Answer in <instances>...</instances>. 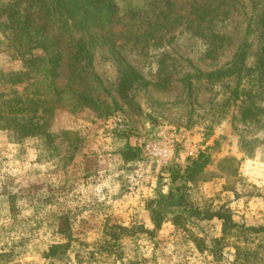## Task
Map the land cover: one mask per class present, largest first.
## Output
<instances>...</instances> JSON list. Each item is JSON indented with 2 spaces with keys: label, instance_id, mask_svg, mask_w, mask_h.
<instances>
[{
  "label": "rangeland",
  "instance_id": "rangeland-1",
  "mask_svg": "<svg viewBox=\"0 0 264 264\" xmlns=\"http://www.w3.org/2000/svg\"><path fill=\"white\" fill-rule=\"evenodd\" d=\"M12 1L0 0V264H232L233 236H226L215 255L207 252L204 245L212 238L206 241L198 233L208 221L190 216L192 210L172 213L177 217L173 243L156 229L150 234L143 224L123 222L98 201L96 191L86 189L96 162L87 152L116 143L110 149L122 150L127 162L119 164L125 174L123 189L150 213L152 194L163 195L170 184L167 192L178 196L180 182L175 186L172 174L159 175L151 195L141 198L127 180L139 143L159 125H171L188 141L185 162L201 155L204 163L196 180L186 186V203L213 209L223 205L235 222L253 225L242 221L237 203L245 207L247 197L262 193L240 164L245 159L264 162V86L257 87L255 80L245 83L259 54L255 21L264 0H235L227 17L217 23L192 24L193 14L172 11L150 23L137 18L111 24L92 38L87 37L89 20L80 13L63 15L60 20L67 23L61 31L76 40L61 43L63 59L53 82L56 47L40 39L41 34L45 38L59 31L58 15L46 13L48 22H39L42 28L24 26L13 34L15 24L6 15ZM49 1L30 0L22 8L37 15ZM211 30L219 34L212 43L205 36ZM38 59L42 61L32 65ZM35 89L47 104L36 116L27 111L23 117L47 123L51 135L14 130L20 113L16 98L6 101L16 96L11 90L30 98L38 96ZM242 89L252 90L249 96L261 108L252 119L242 114ZM77 91H83L82 103L69 101ZM117 225L131 229L120 236V259L99 248ZM196 237L205 242H195ZM194 247L207 259L199 258ZM238 264L264 263L257 258Z\"/></svg>",
  "mask_w": 264,
  "mask_h": 264
},
{
  "label": "trees",
  "instance_id": "trees-1",
  "mask_svg": "<svg viewBox=\"0 0 264 264\" xmlns=\"http://www.w3.org/2000/svg\"><path fill=\"white\" fill-rule=\"evenodd\" d=\"M30 0H13L8 5V13L7 19L9 23L15 24L12 26L13 34L17 33V29H21L22 27H38L42 28L43 24H40V19L44 21V23L48 22V17L46 13H54L58 15V22L60 23L59 31L55 34L51 35L41 34L40 40H50L53 48L56 47V53L54 58L51 61L52 69H51V82H53L54 77L58 76L57 68L60 66L61 61L63 59V49H61V43L65 40L68 45L72 40H76L71 34L64 35L61 31V27L67 21L60 18L63 15H66L67 18L70 16H75L80 13V16H83L84 19L89 20L88 27L90 29L87 30V37L92 38L93 35L97 32L104 30L105 27L123 22L124 24H128V22H134L138 19L139 23H150L151 20L156 19L160 15H164L165 13H170L172 11H186L189 14H193L192 19H189V22H193L192 24L201 25L203 23H207L208 21L212 22H221L224 18L229 14V7H231L235 0H50L49 4L43 6L40 13L37 15L31 16L30 11H26L22 8V5ZM40 3H43L46 0H38ZM69 4V8L67 9L68 14H65L63 11L67 8ZM43 14L42 17L40 15ZM20 19V20H19ZM73 22V19H72ZM133 22V24H134ZM256 26V34L258 36V51L259 54L255 58L252 66L248 68L246 85L255 80L256 86L262 87L264 86V8H262L261 12L257 16L255 21ZM85 30V31H86ZM89 31H92V35H89ZM188 31H193L192 29H188ZM80 36H82V32H79ZM206 39L212 38L211 43L219 37V34L214 31H207L205 33ZM81 37H78L77 40H80ZM40 40H37L36 44L39 45ZM87 40V39H86ZM82 47L83 44L80 41ZM48 45L42 46V51L45 52L48 49ZM69 46V50H70ZM42 61V59L34 60L32 65ZM31 64V61H30ZM35 66V65H34ZM33 67V66H32ZM84 69L80 68L82 71ZM85 70V69H84ZM244 92V98L241 99L240 107L242 110V114L244 117L248 119H252L256 117L258 113L261 111V108L256 105V102L253 100L252 95L253 91L246 89H242ZM12 93H15L16 96L6 101H13L15 99L16 111L20 113L19 119L16 118L18 127L16 128L14 125V130L17 129L18 134H30L37 135L40 134H49L51 132L48 130V124L43 123L39 124L38 122H31V119L27 117H23V113H27V111L31 112V114L36 116L38 111L43 112L44 108L47 104L45 99L40 98V90L35 89L36 95H32L30 98H23L21 92L11 90ZM77 94L72 98H69V101H73L76 103L78 100L80 103L83 101L82 93L83 91H77ZM248 95V96H247ZM75 97V98H74ZM26 100L28 103L24 102ZM11 105V104H10ZM12 106V105H11ZM28 109V110H27ZM104 113H108L104 110ZM15 122V121H14ZM6 125L1 126L4 128ZM9 126V125H7ZM179 166V170H174L172 167ZM204 167V163L201 159V155L195 158L188 159L183 165L172 164L161 170V176H164L168 173L172 174L171 182L176 184V182H180L179 185L175 188V191L178 195V205L180 206V210H192L190 216H194L197 220H210L212 218H217L221 221V233L219 237L210 239L208 245H204L206 251L215 255L217 249L222 247L223 241L226 239V236H233L232 243L230 247L233 249V258L232 264H238L241 260H250V263L257 259L261 258L262 263H264V222L257 225H245L242 223H237L232 219L231 211L224 207L223 205L218 206L216 209L209 208L207 206H193L191 203H186L185 197L188 196V190L186 186H189L192 181L196 180V177L200 174L201 170ZM168 197H173V193L171 190L168 191ZM151 217L154 223V229H158L161 226L163 214L151 207ZM176 215L172 217L174 223L177 225ZM116 231H111L109 233V238H105L102 240V243L99 244V248L105 251L109 255H115L117 259L121 258L120 251V236L124 232H131L130 228L122 227L117 225ZM150 230V234L153 232ZM197 240H201L205 242V239H200L198 237L193 240L196 242ZM241 244H243L241 246ZM227 246V245H226ZM93 252H89L88 257H91Z\"/></svg>",
  "mask_w": 264,
  "mask_h": 264
},
{
  "label": "crops",
  "instance_id": "crops-1",
  "mask_svg": "<svg viewBox=\"0 0 264 264\" xmlns=\"http://www.w3.org/2000/svg\"><path fill=\"white\" fill-rule=\"evenodd\" d=\"M132 138L129 139V144L132 142ZM134 144V143H133ZM117 144L115 143L114 147L116 148ZM126 147L125 145H120ZM106 144L105 147L96 149L94 152H87L88 157L96 159L94 169L92 173L89 174L90 177H93L91 183L86 185L88 191H96L98 195V201L100 203H105L108 205L110 210H112L114 215H119L123 217V222H137L143 224L145 228L150 230L154 229V223L151 217V207L155 208L162 212L163 218L161 222V227L156 229L159 233L165 234V238H168L169 243H173L171 240V235L175 233L177 225L174 223L172 213L180 210L178 205V196L175 195L172 198L165 195V191L170 189V184L164 187L162 194L157 196V194H152L150 200V213L144 204L137 201V199L131 194L127 193L124 187V178L125 174L122 170V166L119 164H125L126 162L123 159L122 150L110 149ZM127 163V162H126ZM183 165V164H181ZM241 170L249 177V181L253 182L255 186H258L259 192H262L259 196L247 197L245 207L243 203H237L242 206V212L244 220L248 224H261L264 219V162L257 161V159H248L243 160L240 164ZM88 174V173H87ZM208 183L206 187H211ZM168 193V192H167ZM207 193L208 196L213 194ZM232 199V197H230ZM233 200V199H232ZM152 201V203H151ZM236 201H232L231 204H235ZM233 217H238L234 216ZM208 221L206 228L201 229L198 233L199 237L205 238L206 241H209L210 238H216L220 236L221 225L220 220L217 218H212ZM173 246V244L171 245ZM153 242L150 243V250L153 248ZM173 248V247H172ZM195 254H198L202 260L207 259L206 254L202 250H199L194 247ZM201 264V263H200Z\"/></svg>",
  "mask_w": 264,
  "mask_h": 264
},
{
  "label": "built area",
  "instance_id": "built-area-1",
  "mask_svg": "<svg viewBox=\"0 0 264 264\" xmlns=\"http://www.w3.org/2000/svg\"><path fill=\"white\" fill-rule=\"evenodd\" d=\"M187 142L175 127L159 125L151 137L139 143L138 155L127 180L129 186L137 189L141 198L151 195L163 168L185 163Z\"/></svg>",
  "mask_w": 264,
  "mask_h": 264
}]
</instances>
